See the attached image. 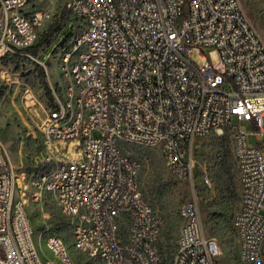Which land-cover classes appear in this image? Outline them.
Returning a JSON list of instances; mask_svg holds the SVG:
<instances>
[{"label":"built area","instance_id":"1","mask_svg":"<svg viewBox=\"0 0 264 264\" xmlns=\"http://www.w3.org/2000/svg\"><path fill=\"white\" fill-rule=\"evenodd\" d=\"M63 9L77 27L40 127L42 173L20 178L0 142V264H76L62 238L44 239L57 260L35 242L27 203L49 220L47 195L89 260L218 264L222 248L195 200L181 206L174 253L164 256L165 219L122 142L158 148L168 171L195 188V141L226 128L241 186L240 260L264 264V40L240 0H0V60L33 57L28 49ZM195 48L220 62L194 63Z\"/></svg>","mask_w":264,"mask_h":264},{"label":"rangeland","instance_id":"2","mask_svg":"<svg viewBox=\"0 0 264 264\" xmlns=\"http://www.w3.org/2000/svg\"><path fill=\"white\" fill-rule=\"evenodd\" d=\"M240 3L264 40V0H240ZM48 7L49 4L44 3L38 4L35 9L46 10ZM64 15L66 25L62 32L52 38L49 46L40 47L37 55L24 59L7 55L0 60V142L20 178L23 173L30 174V177L34 173H42L40 127L48 117L51 104L45 94L38 65L44 68L46 82L50 88L56 86V82L60 80V54L68 44H63L64 40L69 34H73L77 27L70 12H64ZM57 17L59 18V15ZM191 59L196 64L205 63L207 60L220 62L216 51L203 54L200 48L193 50ZM223 136H228L230 141V130L226 128L223 133L214 131L209 136L200 137L195 141V188L189 182L176 179L168 171L158 148L127 142L122 144L141 162L142 191L145 198L165 219L166 241L174 242L178 235L181 206L185 202L195 200L201 209L206 234L217 238L222 248L218 264H246L240 260V243L234 226V218L241 204L240 179L238 178L240 200H236L222 192L221 181L217 178L216 154ZM250 141L257 143L255 137H251ZM207 176L210 183L206 181ZM33 192L34 189H31L27 193L30 195ZM18 196L21 197L22 192H19ZM45 202L48 203L47 210L51 213L49 220L44 219L39 202L30 199L27 203V211L35 228V242L43 259H58L48 250L44 240L50 235H56L67 243L76 264H99L74 248L72 226L69 223L63 227L57 225L66 219L50 195H47Z\"/></svg>","mask_w":264,"mask_h":264},{"label":"trees","instance_id":"3","mask_svg":"<svg viewBox=\"0 0 264 264\" xmlns=\"http://www.w3.org/2000/svg\"><path fill=\"white\" fill-rule=\"evenodd\" d=\"M64 12H68V11L63 9L58 14L59 18L56 17L55 20L45 30L42 31L36 45L28 49L33 55H37L40 47L44 45L49 46L51 44L52 38L55 35L62 32L63 28L66 25V18H65ZM71 36L72 34H69L67 38L64 40L63 44L68 43L70 41ZM13 57L21 58V59L26 58V57H19V56H13ZM38 67L40 68L41 76H42L43 83L45 86V94L48 97V100L51 104V108H53L55 107V102H54L52 88H50L49 84L46 82V72L44 68L40 65H38ZM230 141H229L228 136H223L222 141L219 145V150L216 154V158H217L216 166L218 169L217 178L219 181H221L220 184H221L223 193L230 196V198H235L236 200H240L239 192H238L239 170H238V165H237L234 153H233L232 143ZM64 218L66 220H63L57 224L59 227H63L67 225L68 223L70 224L69 219L65 216ZM164 236H165V232L163 228L162 252L167 259H170L176 247V239L174 240V242H168L166 241Z\"/></svg>","mask_w":264,"mask_h":264},{"label":"bare ground","instance_id":"4","mask_svg":"<svg viewBox=\"0 0 264 264\" xmlns=\"http://www.w3.org/2000/svg\"><path fill=\"white\" fill-rule=\"evenodd\" d=\"M43 240V239H42ZM44 253V252H43Z\"/></svg>","mask_w":264,"mask_h":264}]
</instances>
